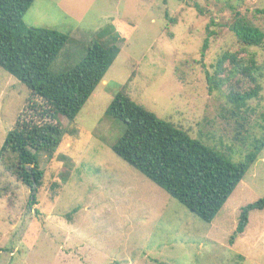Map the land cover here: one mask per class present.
Wrapping results in <instances>:
<instances>
[{
	"label": "rangeland",
	"instance_id": "rangeland-1",
	"mask_svg": "<svg viewBox=\"0 0 264 264\" xmlns=\"http://www.w3.org/2000/svg\"><path fill=\"white\" fill-rule=\"evenodd\" d=\"M236 20L263 35L259 47L237 41L230 30ZM23 21L68 36L52 73L104 44L106 27L118 36V55L73 123L59 114L41 120L26 108L27 87L0 68V147L18 116L59 123L67 133L51 158L39 156L36 205L29 204L32 191L0 166V264H264V209L250 211L244 232L235 234L241 209L264 198V146L206 223L113 153L123 125L104 117L123 90L191 139L241 162L262 132L264 0H34ZM224 51L255 61L252 79L229 81L244 91L259 86L240 114L246 122L231 115L226 88L207 89L205 74ZM31 104L43 105L38 98Z\"/></svg>",
	"mask_w": 264,
	"mask_h": 264
},
{
	"label": "trees",
	"instance_id": "trees-1",
	"mask_svg": "<svg viewBox=\"0 0 264 264\" xmlns=\"http://www.w3.org/2000/svg\"><path fill=\"white\" fill-rule=\"evenodd\" d=\"M33 2L0 0V68L27 87L30 98L26 108L39 111L41 120L53 122L59 114L73 123L117 57L118 36L112 33V27L104 28L107 33L104 44H93L73 67L52 73L49 66L69 38L57 30L26 26L23 18ZM230 30L244 46L262 44L263 35L245 20H236ZM212 34L207 32L202 53ZM255 69L252 58L246 60L238 57V53L224 51L213 65V73L205 74L208 92L226 88V98L233 105L231 115L243 122L246 118L240 114L247 109V102L257 98L259 86L244 91L239 86L234 88L229 81L240 74L252 79ZM34 98L43 105L31 104ZM104 117L123 125L122 135L111 148L113 153L206 223L216 217L264 146V115L260 136L252 138L250 151L239 163L157 118L123 90L108 104ZM20 118L6 133L0 147V166L32 191L29 204L36 205L34 194L43 183L39 156L51 158L67 133L59 123L38 124ZM245 139L239 138L241 142ZM262 209L264 198L243 207L235 234L244 232L250 211Z\"/></svg>",
	"mask_w": 264,
	"mask_h": 264
},
{
	"label": "water",
	"instance_id": "water-1",
	"mask_svg": "<svg viewBox=\"0 0 264 264\" xmlns=\"http://www.w3.org/2000/svg\"><path fill=\"white\" fill-rule=\"evenodd\" d=\"M35 186V185H34Z\"/></svg>",
	"mask_w": 264,
	"mask_h": 264
}]
</instances>
